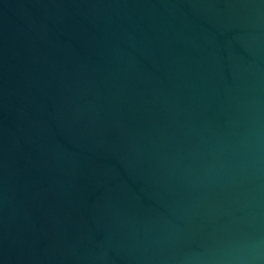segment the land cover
<instances>
[{"label":"water","instance_id":"water-1","mask_svg":"<svg viewBox=\"0 0 264 264\" xmlns=\"http://www.w3.org/2000/svg\"><path fill=\"white\" fill-rule=\"evenodd\" d=\"M0 264H264V0H0Z\"/></svg>","mask_w":264,"mask_h":264}]
</instances>
